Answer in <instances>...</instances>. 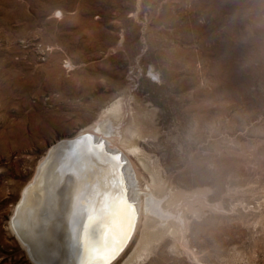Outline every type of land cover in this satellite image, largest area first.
<instances>
[{
	"label": "rangeland",
	"instance_id": "374dc122",
	"mask_svg": "<svg viewBox=\"0 0 264 264\" xmlns=\"http://www.w3.org/2000/svg\"><path fill=\"white\" fill-rule=\"evenodd\" d=\"M119 98L107 128L141 124L148 165L128 161L160 235L130 264H264V0H0V264H37L22 192Z\"/></svg>",
	"mask_w": 264,
	"mask_h": 264
},
{
	"label": "bare ground",
	"instance_id": "6f19581e",
	"mask_svg": "<svg viewBox=\"0 0 264 264\" xmlns=\"http://www.w3.org/2000/svg\"><path fill=\"white\" fill-rule=\"evenodd\" d=\"M124 113L123 101L119 98L100 113L95 123L86 126L82 130L80 129L78 138L81 140L73 138L63 141L58 148L48 150L49 153L47 152L48 155L44 156L45 158L40 162L34 179L27 184L22 192L23 196L15 209L12 226L19 237L20 243L29 251L30 256L37 264L84 263L86 259L84 251L86 237L89 247L95 244L98 241L97 231L101 225L96 224L88 229L87 232L86 229L97 208L101 205L109 211L112 210L113 202L118 205L121 233L120 242L116 248L124 242V237L130 233L133 225L129 220V216L133 218L132 211L134 210L132 205L131 209L125 198L120 199L121 193H124L122 191L124 173L130 186L129 198L138 201L135 206L137 218L134 230L140 220V215L145 213V206L147 210V206L151 204L152 197L146 198L143 196L144 194L141 195L142 193L139 192V187L136 188L137 184L135 181L139 173L137 170V176L135 177L133 176L135 174H131V167L128 161L129 156L134 155L144 166L147 167L148 165L147 162L146 165L143 161L144 158L141 157L143 150L137 142L138 138L144 136L141 124L135 121L134 125L124 127L122 129L124 130L123 134L120 136H118L119 133L117 135L111 133L110 128L114 129L115 126L107 128V125H109L108 121H110V125L111 123H119L125 116ZM86 145L92 146L91 154H88L83 148ZM103 150L110 151L114 155L102 156ZM120 160L126 161L122 170ZM117 169L118 171L119 169L121 170L119 174ZM149 171L151 173L149 178L153 181L151 183L156 186L159 181L151 170ZM110 179L114 182L109 188ZM177 196L179 195L177 194ZM74 210L82 220V223L75 230L72 224ZM161 213L163 214V211ZM128 214H130L128 216L129 223L127 219L125 220V216ZM145 215L146 233L142 234V239L139 243L140 251L134 249L136 252L133 250L134 253L130 254L121 264H130L134 258H140L143 254L146 255L150 240L159 239L158 236L160 235L153 231L152 226L147 223L148 218L151 217L150 214L147 215L145 213ZM72 234L75 235L76 246L82 245L84 255L77 252L75 254L72 253L71 257L68 255L67 242L72 239ZM80 235H83L81 239Z\"/></svg>",
	"mask_w": 264,
	"mask_h": 264
},
{
	"label": "snow or ice",
	"instance_id": "6c2138e0",
	"mask_svg": "<svg viewBox=\"0 0 264 264\" xmlns=\"http://www.w3.org/2000/svg\"><path fill=\"white\" fill-rule=\"evenodd\" d=\"M82 223L79 214L74 210L72 224L74 230ZM101 225L100 239L88 246L87 237L85 240V261L84 264H110V257L120 242L121 223L118 205L113 202L112 210L109 211L103 205L99 206L93 218L89 221L88 229L94 225Z\"/></svg>",
	"mask_w": 264,
	"mask_h": 264
},
{
	"label": "water",
	"instance_id": "95a60500",
	"mask_svg": "<svg viewBox=\"0 0 264 264\" xmlns=\"http://www.w3.org/2000/svg\"><path fill=\"white\" fill-rule=\"evenodd\" d=\"M79 136L77 135L76 137H74L75 139H78V140H81V139H79L78 138ZM71 140V139H70ZM58 147H59V145H58ZM57 147V148H58ZM92 146L91 145H86L85 147H83L85 150H86V152L89 154H91L92 153V148H91ZM102 156H105V157H107V156H111V155H114V153H112V152H110V151H105V150H103L102 151ZM120 162V166H121V170L123 169V167H124V165H125V163H126V161H124V160H120L119 161ZM121 170L119 169V171H118V169H117V172H118V174H119V172H121ZM124 173V172H123ZM123 179H124V186H123V188H122V191L124 192L123 194L121 193V197H120V199H126L127 200V202H128V204H130V207H131V205L133 206V218L131 217V216H129L130 214H128V215H126L125 216V220L127 219V221H128V216H129V220L133 223V225H132V227H131V231H130V233L126 236V237H124L123 239H124V242L122 243V244H120V246L118 247V248H115V250L113 251V253H112V255H111V257H110V264H112V262L113 261H115L120 255H121V253L125 250V248L127 247V245H128V242L130 241V237H131V235H133V231H134V226H135V224H136V218H137V215H136V211H135V206H136V204L138 203V201L137 200H132L131 198H129V192H130V186H129V184L127 183V177H126V174L124 173L123 174ZM111 181H110V183H109V188H110V186H111V184L114 182V181H112V179H110ZM109 188H108V191H109ZM131 209H132V207H131ZM135 215V216H134ZM128 223H129V221H128ZM93 233H94V231H93ZM92 233V234H93ZM97 234H98V237H97V239L99 240L100 239V236H101V227H99L98 228V231H97ZM82 236L83 235H80V239L82 238ZM69 239V238H68ZM68 244H67V253H68V255L71 257V255H73L72 253H80V254H82V255H84V253H83V250H82V245L81 246H79V247H77L76 246V238H75V235H73L72 234V239L71 240H68V242H67ZM70 243V244H69ZM83 243V242H82ZM74 258V257H73ZM77 264V263H76ZM82 264H84V263H82Z\"/></svg>",
	"mask_w": 264,
	"mask_h": 264
}]
</instances>
